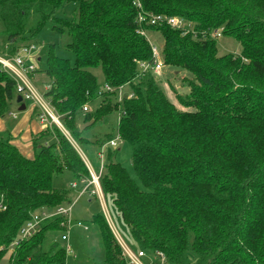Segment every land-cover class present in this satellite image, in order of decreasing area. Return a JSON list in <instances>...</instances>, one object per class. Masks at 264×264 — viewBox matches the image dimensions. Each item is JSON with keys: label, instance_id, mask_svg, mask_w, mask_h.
Segmentation results:
<instances>
[{"label": "trees", "instance_id": "16d2710c", "mask_svg": "<svg viewBox=\"0 0 264 264\" xmlns=\"http://www.w3.org/2000/svg\"><path fill=\"white\" fill-rule=\"evenodd\" d=\"M141 1L146 12L191 24L188 32L143 26L161 34L163 64L191 75L182 78L188 91L173 89L174 99L151 69L140 68L153 58L136 32L131 0H0L6 56L31 46L47 23L69 37L73 63L49 47L44 95L77 145L90 142L79 117L93 120L90 128L117 112L115 135L94 139L108 147L99 182L137 250L161 252L166 264H264V0ZM69 3L77 5L73 16L58 15ZM215 30L240 52L219 54ZM14 98L15 82L0 66V118ZM48 136L51 143L40 142ZM116 137L130 145L135 179L114 160L118 140L113 147L109 141ZM31 145L27 156L0 137V264L7 252L5 264H66L61 237L78 222L42 214L70 205L69 188L80 190L90 173L55 125L34 134ZM65 171L69 188L55 187ZM33 215L42 217L36 231L13 245ZM80 223L98 237L103 258L72 249V264H128L104 213Z\"/></svg>", "mask_w": 264, "mask_h": 264}, {"label": "rangeland", "instance_id": "374dc122", "mask_svg": "<svg viewBox=\"0 0 264 264\" xmlns=\"http://www.w3.org/2000/svg\"><path fill=\"white\" fill-rule=\"evenodd\" d=\"M76 3H69L62 7L58 13V15L63 16L65 18H71L73 16V11L76 9ZM52 23H47L35 37L32 48L28 53H22L23 56L27 58V61L32 62L36 67V71L43 72L46 69V57L49 47L53 45L54 52L63 58H68L71 63H73L74 56L72 52L65 49V44L68 42L69 37L64 32H59L56 29H53ZM2 31V23L0 21V56H6L5 53V39L1 34ZM146 38L149 43L157 48L161 55V48L163 44V38L158 31L148 30L146 31ZM217 47L219 54H225L228 52L231 53H239L240 45L234 41L232 38L225 36L217 37ZM93 72L101 78L100 69H94ZM155 78L157 79L160 87L163 89L165 94L170 98L174 99L175 94H184L188 91V87L182 82L183 77L190 78L191 75L183 70L173 66L165 65L162 63L160 69L158 71L153 72ZM43 78V77H42ZM47 79V77H46ZM45 80V79H44ZM48 80V79H47ZM37 86H39L40 91H45V87L43 83L37 82ZM44 87V88H43ZM179 90V92H178ZM125 90H122V93H125ZM184 92V93H183ZM99 100L97 99L90 105V109L95 108L98 105ZM20 106V103H18ZM26 108L24 110H18V105L15 102V98L9 103L7 112L5 114V120L9 119V111L14 109L16 117L22 114H28V116L35 120V112L34 109H30V103L26 102ZM11 115V114H10ZM118 114L117 112H113L108 116V119L102 123H96L95 125L87 126L85 130L84 136L90 140L88 143H84L82 145H78L82 152L87 156V159L92 164L95 170L100 166V159L97 155L98 152H101V148L94 143L95 137L103 138L105 133H113L115 135L116 130V122H117ZM81 117H79L78 121L80 122ZM66 130V129H65ZM6 132V133H5ZM4 133L0 132L1 138L8 137V131ZM53 138L51 136L45 137L40 142L51 143ZM118 146L115 149L116 155L114 156V160L120 162L123 167L129 172V174L135 179V174L131 165V148L130 145L122 140H118ZM107 151L108 147H104L103 152V163L107 161ZM71 182L70 173L65 171L60 176L54 177L53 185L58 188H69V184ZM70 189L71 202L70 207L71 210L69 212V219L76 222H81L84 220H88L92 215L97 213H104L110 218L112 223V227L117 231L119 236L123 239V241L130 246L134 251H137V246L135 245L131 234L129 232L128 226L122 220L120 214L116 210L112 198L110 195L104 196V205L101 204L96 195L90 192H83L81 194L78 189ZM88 191L90 190L87 189ZM67 235L69 238L70 247L78 254L81 251H84L91 255L92 257L100 260L103 258V250L100 246L98 237L91 231L87 230V228H83V226L74 223L67 230ZM9 252L2 259V263L5 264L7 262ZM80 256V255H79ZM150 259L156 260L152 254H147ZM73 258L71 255L67 256V263L72 264ZM166 264V263H165Z\"/></svg>", "mask_w": 264, "mask_h": 264}, {"label": "built area", "instance_id": "2783aa9c", "mask_svg": "<svg viewBox=\"0 0 264 264\" xmlns=\"http://www.w3.org/2000/svg\"><path fill=\"white\" fill-rule=\"evenodd\" d=\"M131 1L133 6L137 9L136 22L138 24V29L136 30V32L141 35L146 36V29L143 26H156L161 24H167L171 27L181 28L184 32H188L192 30L191 24L189 22H186V20L184 19L174 16H167L164 14H154L151 12H146L143 9V4L141 0H131ZM212 35L218 37L221 34L219 30H215L213 31ZM31 48L32 46L23 47L19 49L15 55L12 56H0V66L14 80L15 95L21 97V102L23 103L28 102L36 109V114L40 125L43 128L51 127L53 125L57 126L68 137V139L72 142V144L79 152L81 158L83 159L90 173V177L88 179L86 178L80 181V183L83 186L80 189L79 194L83 192H90L92 194H95L101 201V204L104 205L103 194L99 182V178L104 169L103 160L101 159L103 147L101 148V152L98 153L100 159V166L98 170H95L92 164L87 159V156L82 152V150L78 147V145L71 139L69 133L63 127L60 120V115L57 114L54 107L51 105L50 101L45 97L44 91H40L34 85L32 75L36 71V67L32 62L27 61V58L22 55V53H28ZM151 52H152L153 61L151 63L140 62L139 63L140 68L142 70L151 69L153 72L158 71L163 63L161 59V55L157 50V48L153 45H151ZM48 87L49 86L47 85L45 87V90L48 89ZM105 89L108 91L110 90L108 85L105 86ZM121 96H122L121 93H119L118 95L119 100L121 99ZM83 110L86 111L87 107L84 106ZM10 114L12 117H16L15 113H10ZM116 140H118V137L109 141V145L112 147L115 146ZM71 186L76 187L77 186L76 182H72ZM89 188L90 190L88 191L87 189ZM70 210H71L70 205L60 206L53 213H50L48 215H45V213H43L42 217L50 216L52 214H60V215H64L69 221ZM42 217L38 215L31 216L30 219L27 220L20 228L18 232V240H16L13 243V245H16L19 240L32 236L33 233L36 231L38 223ZM105 217L107 219L110 228L113 231V234L115 235V238L117 239L118 243L121 246L122 253L126 258L128 264H165V256L161 252L156 251L152 253L153 257L156 259L154 260V259H150V257L147 256V253L143 250L134 251L130 246H128L123 241V239L119 236L117 231L111 226L112 223L110 222L107 214ZM78 225L83 226L80 222H78ZM83 228L86 229L85 226H83ZM61 240L65 245L66 252L74 257L75 254L73 253V250L68 243V235L67 234L62 235Z\"/></svg>", "mask_w": 264, "mask_h": 264}, {"label": "crops", "instance_id": "0c3cea01", "mask_svg": "<svg viewBox=\"0 0 264 264\" xmlns=\"http://www.w3.org/2000/svg\"><path fill=\"white\" fill-rule=\"evenodd\" d=\"M32 79H33L34 85L37 88H39V86H37V82L43 83L44 87L48 85V80L46 79V76L44 75L43 72L41 73L39 71H35L32 75ZM16 97L17 95H15V102H16ZM17 105L19 107L18 103ZM30 106H31L30 109H34L35 118H36L35 120L31 119L28 116L29 113L28 114L24 113L20 116L18 115L17 117H12L10 113H15L14 109H11L9 111V115H8L9 119L5 120V117L0 118V132L4 133L5 131H8V137H11L12 143L16 145L19 148V150L22 151L27 156H31L33 154L32 145H31V137L37 132H39L41 129H43V127L40 125L39 120L37 118L36 109L31 104ZM79 124H81V122H79ZM68 241H69V238H68Z\"/></svg>", "mask_w": 264, "mask_h": 264}, {"label": "water", "instance_id": "95a60500", "mask_svg": "<svg viewBox=\"0 0 264 264\" xmlns=\"http://www.w3.org/2000/svg\"><path fill=\"white\" fill-rule=\"evenodd\" d=\"M16 102L17 103H20V106L18 107V110L21 111V110H24L25 109V104L23 102H21V97L20 96H17L16 97ZM92 123H93V120L87 121L85 123H81L79 125V129L82 130V129H84L87 126H90Z\"/></svg>", "mask_w": 264, "mask_h": 264}]
</instances>
